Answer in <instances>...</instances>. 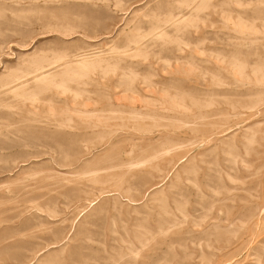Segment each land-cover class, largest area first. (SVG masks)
Returning a JSON list of instances; mask_svg holds the SVG:
<instances>
[{
  "label": "rangeland",
  "instance_id": "374dc122",
  "mask_svg": "<svg viewBox=\"0 0 264 264\" xmlns=\"http://www.w3.org/2000/svg\"><path fill=\"white\" fill-rule=\"evenodd\" d=\"M0 264H264V0H0Z\"/></svg>",
  "mask_w": 264,
  "mask_h": 264
},
{
  "label": "bare ground",
  "instance_id": "6f19581e",
  "mask_svg": "<svg viewBox=\"0 0 264 264\" xmlns=\"http://www.w3.org/2000/svg\"><path fill=\"white\" fill-rule=\"evenodd\" d=\"M207 113H208V112H207ZM209 114H210V113H209ZM197 115H198V114H197ZM192 122H193V121H192ZM204 140H205V139H204ZM244 147H245V145H244ZM244 147H243V149H244ZM248 147H249V146H248ZM246 149H247V148H246ZM248 151H250V147H249V150L247 149V152H248ZM254 157H256V156H254ZM233 162H234V161H233ZM196 170H197V169H196ZM256 170H257V169H256ZM254 173H255V171H254ZM206 203H207V202H206ZM208 208H209V207H208ZM206 209H207V208H206ZM206 213H207V212H206ZM206 217H208V216H206ZM201 219H202V218H201ZM192 222H194V221H192ZM198 224H199V223H198ZM198 224H197V225H198ZM196 228H197V227H196Z\"/></svg>",
  "mask_w": 264,
  "mask_h": 264
}]
</instances>
